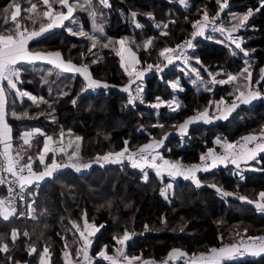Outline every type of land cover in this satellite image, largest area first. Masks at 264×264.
Returning <instances> with one entry per match:
<instances>
[{"label": "trees", "instance_id": "obj_1", "mask_svg": "<svg viewBox=\"0 0 264 264\" xmlns=\"http://www.w3.org/2000/svg\"><path fill=\"white\" fill-rule=\"evenodd\" d=\"M12 1L0 0V34H12L7 31L14 28L11 16L3 12ZM109 3L108 33L115 39L131 37L129 45L138 54L140 71L148 64L165 63L159 52L164 47L175 49L191 39L192 23L201 19L205 10L212 17L219 9L216 0H187V8L169 0H109ZM259 7L260 0H230L224 12L229 24L230 12L244 15L250 9L254 11L245 28L241 27L234 35L244 38L242 47L248 51L247 57L238 49L235 50L238 54L232 55L233 46L201 36L194 39L196 47L190 49V54L201 62V65L196 64L201 74L203 66H208L211 72L221 71L215 77L217 80L227 79L229 75L235 76L236 80L223 85L209 82L205 89L196 90L191 81L185 80V72L176 63L174 69L164 76L152 73L139 80L134 87L143 86L144 92L133 104L128 103L129 95L120 90L131 79L116 50L104 49L98 61L90 63L92 55L88 52V41L68 32L65 26L33 40L29 44L30 51L59 52L74 65L88 66L94 79L116 88L87 90L85 80L79 74L59 69L58 73L53 66L44 63L17 65L21 69L18 90L33 94L37 103L17 95L15 90H8L4 81L6 118L12 131L13 151L20 152L23 161L33 162L38 169L45 136L52 137L64 130L83 138L79 163L94 165L89 171L86 168L76 171L74 167L63 165L57 173L40 183L39 189L31 186L29 199H34L35 209L31 219L25 221L14 216L4 220L0 217V236L9 245L7 253L0 252V264H39L42 256L48 262V253L50 264L75 260L81 251L78 252L73 224L83 227L85 220L88 224L93 222L98 229L96 239L90 245L92 254H97L105 246L109 251L116 247L115 238L122 235L117 236L122 217L127 223L133 221L129 225L130 238L126 241L128 255L140 261L154 259L158 263L168 261L174 249L196 256L209 253L213 248L239 244L244 236L262 237L264 213L255 204L241 202L235 197L256 199L264 192V171L248 169L252 164L261 169L264 164L253 161L248 168L241 170L230 165L200 172L199 187L191 180L181 178L175 182L174 200L170 203L160 195L162 179L154 169H136L128 162L109 165L96 162L98 156L119 153L125 148L127 152H134L167 135L165 145L158 153L181 160L189 167L197 165L202 154L217 139L233 142L241 136H263L264 102L260 100L237 106L232 116L224 121L195 124L184 136L171 134L182 122L203 112L213 102L234 99L241 84L248 83L244 79L247 74L242 75L245 67L252 72L249 88L256 86L264 90L260 72L264 68V8L255 11ZM132 12L137 13L135 20L142 27H136ZM149 13L154 19L147 15ZM23 16L22 9L17 18L21 31L24 28L39 29L40 24L33 26ZM157 23L161 26L157 27ZM164 23L168 24L166 29H163ZM162 31L167 35H161ZM149 39L152 45L145 50L144 44ZM176 75L183 77V91L174 92L167 85ZM202 75L212 80L209 72ZM175 95L181 99V106L173 111L167 102ZM157 98L164 102L159 109L150 106L157 102ZM13 112L17 115L14 116ZM23 113L28 115L22 116ZM34 129H40L44 135H36L25 144L23 133ZM257 159L264 161V153ZM144 170L149 172L147 181L142 180ZM212 184L233 195L224 197L216 188L209 187ZM126 196L136 210L131 212L132 216L120 203V200L127 199ZM13 230L18 232L15 243L11 236ZM25 232L28 236H24ZM30 246L36 248L35 253L29 254ZM44 248L48 249L47 254H44ZM95 264L107 263L98 260ZM224 264H264V254L228 260Z\"/></svg>", "mask_w": 264, "mask_h": 264}, {"label": "snow or ice", "instance_id": "obj_2", "mask_svg": "<svg viewBox=\"0 0 264 264\" xmlns=\"http://www.w3.org/2000/svg\"><path fill=\"white\" fill-rule=\"evenodd\" d=\"M59 5L63 8L67 9V13L61 11H56L54 13L53 8L50 4V0H43V4L47 7V10L43 12L44 17H49V22L47 24L41 23L39 26V30H33L30 33H28V29L24 28L23 31H21V24L17 20V17L20 15L22 9L21 5L19 3H16L15 0L7 6L3 12L4 14H9L11 16L12 23L14 25V28L7 29V31L11 32L12 34H0V82L6 81V88L8 90H16L17 95L24 96L27 95L28 99L32 100L34 103L36 102V98L27 94L26 92H21L17 88L16 81L19 79V74L21 69L17 67V65L20 62H31L38 59H46L48 57H55V60H50V63H54L56 67L63 69L64 71L68 72H75L81 74L85 81H86V87L89 89H95L100 87H108L107 84H102L101 82L93 79L89 72L88 68L86 66H76L71 63V61H68L65 63L62 59H60L61 54L59 52L56 53H33L31 52L27 45L30 39L33 37H37L41 35L42 33L51 30L53 27L60 26L64 20L69 19L72 17L74 8L72 5L69 4V0H57ZM170 3H176L178 2L180 5H183L184 7H189L187 0H169ZM100 3H102L105 7H110V4L108 0H100ZM216 3L219 5V9L214 17L210 18L209 13L205 10L203 12V16L201 19L195 21L192 23V28L194 31L192 32V38L189 40H186L182 45H178L177 48L179 49H194L196 45L193 43V40L197 36H205L206 35V29L209 28V26L212 27L213 31H219L222 34L224 32H227V37L231 42V45L235 46V49H238L240 53L243 54V56L247 57L249 55L248 51L242 47L243 43V37L240 36H234L233 34L238 32L239 29L246 25V22L248 19L254 14L253 10H248L246 14L235 17L233 26L230 28H225L223 25L217 26L216 20L219 19L220 13L223 12V9L227 6V0H216ZM37 5L36 3H31L28 8L23 9L25 12H32L34 9H36ZM89 8H90V0H89ZM262 8H264V0H260V7L255 9V11H260ZM83 10V9H82ZM90 15L93 17V23L96 24L95 20V12L90 11ZM150 18L151 14H147ZM131 16L133 18V21L136 22L135 18L137 16L136 12H132ZM26 19H31V17H25ZM154 19V18H153ZM4 23H7V20L4 21ZM157 27H160L161 24L157 23ZM136 27H142L138 22H136ZM168 27L167 23L163 24V29H166ZM70 32H72L71 29H69ZM96 31L103 33V27L102 25L96 26ZM25 33H28L25 35ZM74 35L77 33H73ZM79 35H84L83 32L78 33ZM161 35H167L166 31H162ZM93 40L92 47L94 48L96 46V37H90ZM210 38V37H207ZM128 38L120 39L116 41L120 45V49L118 54L121 56V59H125V53L128 54L127 60L125 62V71L129 75V77L133 76V71L129 70L131 67L133 70L135 69V65L138 62L135 54L131 52V50L127 47H125L126 40ZM111 41L104 44V47H108ZM152 45V40L149 39L145 44L144 48L147 50ZM91 51V49H90ZM175 50L171 47H164L159 52V57L163 58V61L166 63H157L155 66L153 64L147 65V70H152L154 67L156 71L162 72L165 67L172 64L174 61V57L172 53ZM232 55H237L238 53L235 50H232ZM180 57H183L185 60V63L189 60L195 59L196 63H201L198 57H190L187 56L183 51L180 53ZM177 57V58H180ZM247 64L248 61H245ZM205 71H208L207 68L204 69ZM193 73H195L197 78H200V72L197 69H191ZM261 72V79L264 80V68L260 69ZM246 73L247 75L244 77V79L248 82L245 85V88H248V86L252 83V72L249 71L248 67H245L243 69L242 75ZM143 70L138 71L135 73V79H141L143 76ZM209 75L212 77V83H218V84H228L230 81H234L237 78L235 76L229 75L227 79H219L217 80L215 78V75L211 72H209ZM131 83H135V80H131L129 85L124 87L122 90L125 92H129V99L128 103L133 104L135 103L136 99H138V93L142 91V87L138 86L136 89V94H132L130 92ZM259 83V82H257ZM170 86L174 90H180L183 91V88L180 87L179 81H176L174 83H171ZM262 92L260 90H248V91H239V94L235 97V99L231 102L230 107L227 109L228 112H230L232 109L236 108L238 106L237 101H239L240 104H249L252 102V100L261 98ZM43 99V98H41ZM45 103H50L48 101H43ZM141 102H143L141 100ZM73 103H75V100H73ZM163 101L160 100V98H157V102L150 105L152 108L159 109L162 106ZM173 103H177L175 101L169 102L167 104L168 107H172ZM220 104H224L225 101L221 100L219 102ZM6 89L3 86H0V143L4 144V151L0 153V156L3 157L4 164L0 165V168H2L4 171H7L12 174V176L16 177L15 181H12L11 183H19L20 188V194L24 192V186L26 184H32L34 181H40L45 176L51 175L52 172L59 167V165L56 164V161L53 160L52 164L50 166H47L45 171L36 173L32 170L31 164L23 165L19 168V171L16 170V165L19 163L18 160H14L10 156V149L11 144L8 143L10 140V126L5 122V116H6ZM178 107V103H177ZM173 111L176 110V108L172 109ZM14 116L17 114L15 112L12 113ZM27 113H23L22 116H27ZM219 118V117H218ZM226 118V116L224 117ZM196 119H204L205 122H210L209 120V112L207 109H205L203 112L199 113L198 116H194L190 118L189 120L184 121L182 124L178 126V130L181 134H185L187 131L188 125L195 121ZM157 127H163V125H154ZM34 135L33 132H25L23 134V140L25 144H29L30 138ZM166 138V136L164 137ZM160 140H154L152 143H149L145 146H143L139 153H133L130 157H128L133 167H140L141 170H143L144 167L152 168L155 170L156 175L163 177V175L166 173L168 176L175 178L176 176H183L184 179H191L196 184L197 187L201 186V181L197 178V173L200 171H208L210 168H215L217 164H225L231 163L236 166L237 169L240 168L241 162H244L245 164H249V162H256L258 164H264V161L258 160L257 156L258 153H264V142L256 143L254 147H241L239 150H237V146L233 143H227L223 145L224 152L221 154H217L213 150H209L206 156L201 157V161H208L210 160L211 163H204L202 165H192L187 168L170 162L168 160H163V163H158L157 161L162 159L158 154H153L155 152V149H158L162 143L163 139ZM51 137H48L44 142V152L49 151V141H51ZM243 140L246 142V144H251L253 141L257 140V137L254 135H249L243 137ZM127 143V142H126ZM217 143H220L217 141ZM152 150V152H149L145 154L146 150ZM78 151V149H77ZM128 151L127 148L122 150L119 153H108L103 156L96 157V162L99 163L101 161L104 162H122V158L125 157V153ZM140 157V161L138 162L133 157L135 156ZM31 159V157H29ZM73 156L69 155V160H72ZM40 162H44L43 155L40 156ZM71 166L76 169V171H80L81 168H88L90 167V164L87 163H76L72 165H65V167ZM25 168L27 169V175H23ZM259 170L264 171V168H261ZM145 178H147V173H145ZM0 183H4L3 180H0ZM172 185L168 184L165 186V188L161 189L160 194L165 197V199L168 198L167 196V189L171 188ZM209 187L216 188L218 192H221V194L224 197L232 196L233 193L228 191H223L216 185L212 184L209 185ZM12 192V188H9V193ZM260 200L262 202L256 203L255 206L258 210L264 212V192H261L259 194ZM22 198V195H21ZM237 199L244 200L245 197L237 196ZM248 203H253L251 199L247 200ZM16 208H15V197H12L11 199H0V217H3L4 220H8L10 216L15 215ZM73 227H76L79 230L78 225L73 224ZM90 227L87 224V220H85V230L80 231V235L84 240L83 247L80 251L83 252L85 259L88 258V252L87 249L90 246V240L88 239V236L92 233H87V228ZM28 233L25 232L24 236H27ZM13 243H15V240L18 238V232L17 230H13L11 233ZM130 238V234L125 231L122 235V237H116V242L119 245H124L125 242ZM3 236H0V252L7 253L9 251V245L7 243L3 242ZM257 239H260L261 242L259 244H249L246 246L245 250L251 254V255H260L264 254V238H255L252 237L250 240L255 241ZM107 246H105V249L101 250L98 255L104 260L109 261V264H116V259L108 254H106ZM117 255H123L122 251L118 248ZM240 249L237 246H228V247H222L220 249L213 248L211 249V255L207 258L201 257V260L204 262V264H222V261L228 260L233 258ZM36 252V248L34 246H30L29 248V254H33ZM44 254H47L48 249L44 248L43 250ZM79 254V253H78ZM174 255H183V253H173ZM44 257L41 258V264H43ZM125 259H128L125 257ZM135 259V258H133ZM129 264H131V261H129ZM193 264H196V262H193Z\"/></svg>", "mask_w": 264, "mask_h": 264}, {"label": "rangeland", "instance_id": "obj_3", "mask_svg": "<svg viewBox=\"0 0 264 264\" xmlns=\"http://www.w3.org/2000/svg\"><path fill=\"white\" fill-rule=\"evenodd\" d=\"M70 2H69V4L70 5H72L73 6V8H74V12H73V15H72V17H70L68 20H67V22L64 24V26H65V28L67 29V31L68 32H70L69 31V29H71L72 30V32H70V33H77V34H75L77 37H79V38H81V39H85V40H87L88 41V44H89V48H88V52H89V54L90 55H92V58L89 60V62L90 63H95V62H97L98 61V59H99V57H100V55H101V53H102V51L104 50V49H114V50H116L117 51V53L119 52V49H120V45L118 44V43H116V41H118V40H120V39H124V38H126V37H123V38H120V39H115V38H112V37H110V35H109V33H108V26H109V24H110V12H109V8L110 7H105L102 3H100V0H90V8H89V0H69ZM13 2V1H12ZM11 2V3H12ZM15 2L16 3H19L20 5H21V9H25V8H28L29 6H30V2L31 3H36V5H37V7H36V9H34L32 12H25L24 11V18L25 17H31V19H28L29 20V22H30V24L31 25H33V26H35V25H37V24H41V23H43V24H47L48 22H49V17H44L43 16V12L44 11H46L47 10V7L43 4V0H15ZM50 2H52L53 4H55V6H56V8L57 7H59L60 5H59V3L57 2V0H50ZM108 2H109V0H108ZM110 4V3H109ZM83 9V10H82ZM53 11H54V13H55V9L53 8ZM90 11H92V12H95V20H96V24H94L93 23V17H92V15H90ZM22 12V11H21ZM10 14V13H9ZM6 15V14H5ZM239 16H242L240 13H237V12H235V11H232V12H230L229 13V17L231 18V21L229 22V24H228V21H229V19H227V21H225L224 23V27L227 29V28H230V27H232L233 26V23L235 22L234 21V18L235 17H239ZM210 18H212L211 16H209ZM225 19V18H227L226 16H224V13L223 12H221L220 13V16H219V19ZM26 19V18H25ZM250 19V18H249ZM97 25H102V27H103V33H100V32H97L96 31V26ZM245 28V26H243V29ZM38 30V29H37ZM81 32H83L84 33V35H79L78 33H81ZM236 33H234L233 35H235ZM90 37H96V46L93 48L92 47V44H93V40L90 38ZM203 37H210V38H208V39H210V40H212V41H216V42H218L219 44H226V45H231V43H229L230 42V40L228 39V37H227V32H224L223 34L221 33V32H214V33H209V34H206L205 36H203ZM128 39L126 40V43H125V47H127V48H129L130 50H131V52L133 53V54H135V56H136V58H137V63H136V65H135V69L133 70L131 67L129 68V70H131V71H133V76L132 77H130V79L131 80H135V83H131V88H130V90L132 91V94H136V89H137V87H134V85L139 81V79L137 80V79H135V73L136 72H138V71H140L139 69H138V65H139V57H138V54L130 47V45H129V42H130V40H131V37H127ZM109 41H111V43L109 44V46L108 47H104V44L105 43H108ZM231 46H233V49L234 50H237V49H235V46L234 45H231ZM90 49H91V51H90ZM119 55V54H118ZM120 56V55H119ZM127 56H128V54L127 53H125V59L124 60H122L121 59V63H122V65H123V68H124V70H125V62H126V60H127ZM120 58H121V56H120ZM201 65L200 63H196V61H195V59H193V62H191L190 63V66L189 67H185L184 65H183V62L182 61H180L179 63H178V67L181 69V70H183L185 73V80H188V81H191V83L193 84V85H195V87H196V90H202V89H205L206 88V85H207V83H209V82H211L212 80L211 79H207V78H205L204 77V75H202L203 73H205V72H211L210 71V69H209V67L208 66H203L204 67V69L205 68H207L208 69V71H205L204 70V72H202V74L200 73V78H197L196 77V75H195V73H193L192 71H191V69H197V70H199V72L201 71V69L197 66V65ZM86 67H88V66H86ZM53 69H55V71L56 72H58L59 73V68H57V67H53ZM59 69V70H58ZM60 71H62V70H60ZM64 72V71H63ZM68 73V72H67ZM71 74L73 73V72H70ZM127 73V72H126ZM143 78L146 76V73L143 71ZM211 73H213L214 75H215V77H216V75H219L220 73H221V71L220 70H214V71H212ZM143 78H141L142 80H143ZM176 81H179V84H180V87H182L183 88V86H182V82H183V77L181 76V75H176V76H174L173 78H171L170 79V81H168L167 82V85L171 88V89H173L171 86H170V84L171 83H174V82H176ZM17 83V88H18V82H16ZM102 84H107L106 82H101ZM247 83H242L241 84V86H240V88H239V90L238 91H247L248 89H249V86H248V88L246 89L245 88V85H246ZM129 85V84H128ZM127 85V86H128ZM111 88V87H114V86H110V85H108V87H100V88H95V89H93V90H90V91H98L99 89H106V88ZM126 87V86H125ZM140 87H143V86H140ZM124 88V87H123ZM123 88H121V89H123ZM202 88V89H201ZM246 89V90H245ZM174 90V89H173ZM183 90H184V88H183ZM16 91V90H15ZM177 91H180V90H174V92H177ZM27 94H29V95H31L29 92H26ZM139 95H142V93H138V96ZM31 96H33V95H31ZM22 97H24L25 98V95L24 96H22ZM33 97H35V96H33ZM36 98V97H35ZM30 100V99H29ZM31 101V103H34L32 100H30ZM37 98H36V102L35 103H37ZM173 101H175V102H177L178 103V107H177V103H173L172 104V107H169L170 109H173V108H176V109H179L180 108V106H181V99L179 98V97H177L176 95L173 97V98H171L170 100H168V102H167V104L169 103V102H173ZM218 105H219V107L218 108H220V104L218 103ZM226 109V108H225ZM207 110H208V112H209V114H211L212 112H219V111H221V109H215V104H214V102L211 104V105H209V107L207 108ZM231 111H233V110H231ZM234 111H236V110H234ZM199 113H201V112H199ZM199 113H196V114H194V115H192V116H190L188 119H186V120H189L190 118H192V117H194V116H198V114ZM232 116V115H231ZM198 119H196L195 121H193V122H191L189 125H188V127H187V131H186V133L185 134H181L180 132H179V130H178V128H177V130H174L173 132H171V134H174V135H182V136H184V135H186L187 133H188V131H189V129L193 126V125H195V124H199L198 123ZM220 122V121H219ZM183 123V122H182ZM181 123V124H182ZM215 123H217V122H215ZM166 136V138H164ZM53 137V138H52ZM51 138H52V142H63L64 144H65V146H66V152H65V155H64V158H61V160H64L65 162H69V163H76V162H78L79 163V161L81 160V147H82V143H83V138H82V136L81 135H79V134H75V133H71V132H69V131H64V130H62L59 134H57V135H55V136H52ZM162 138H164L163 139V143H162V145L158 148V149H156V150H158V151H160L163 147H164V145H165V141L167 140V135H164L163 137H161L160 139H162ZM160 139H155V140H160ZM154 140H152L151 142H149V143H152ZM45 142V141H44ZM148 143V144H149ZM55 144V143H54ZM49 146H50V141H49ZM44 148V147H43ZM77 149H78V151H77ZM137 151H140V150H137ZM135 152V151H134ZM43 153H45V155H47L48 153H49V151L48 152H44L43 151ZM69 155H72L73 156V159L72 160H69ZM131 155H127V153H125V157H124V159H129L128 157H130ZM11 157H12V153H11ZM39 158V157H38ZM53 160H55V155H53V154H51L50 156H49V161H53ZM129 161V160H128ZM39 163H41L40 161H39ZM118 163H120V162H115V163H113V162H104V161H101V162H99V164L100 165H105V164H118ZM90 164V163H89ZM97 164V163H96ZM94 164H90V167H88V168H86V171H89L90 169H91V167L93 166ZM130 165V164H129ZM249 164H242L241 166H240V170L241 169H245V167L246 168H248L247 166H248ZM132 166V165H131ZM252 167H250V168H248L250 171H259V167L258 166H256L255 164H252L251 165ZM133 167V166H132ZM42 168V167H41ZM134 168H136V169H138L137 167H134ZM38 170V169H37ZM143 172H145V173H147V178H149L148 177V174H149V172H147V171H143ZM57 173V172H56ZM145 173H144V177L142 178V180H145V181H147V178H145ZM200 173V172H199ZM199 175V174H198ZM198 175H197V178H198ZM163 178H165V175H163V177H161V179H162V184H161V189L162 188H165V186L166 185H168V184H171L172 185V187L171 188H168L167 189V196H168V198L167 199H165L166 201H168V202H173V198H172V192H173V196H174V185H175V182L176 181H178L179 179H181L182 177H179V176H176L175 178H173V177H169V180L168 181H166L165 179V181H163ZM183 179V178H182ZM187 180H191V179H187ZM192 181V183L194 184V185H196L194 182H193V180H191ZM161 192V191H160ZM123 195V197H125L124 196V194H122ZM161 195V194H160ZM162 196V195H161ZM162 197H164V196H162ZM235 197V196H234ZM242 197H245V199L244 200H241L240 199V201L241 202H246V203H248L247 202V200H249V199H251L252 201H253V204H256V203H259V202H262L261 200H260V196L258 195L257 197H256V199H252L251 197H249V196H242ZM126 198L127 199H122V200H120V203L122 204V205H124V207H125V209H126V207L128 208V212H127V214L128 215H130L131 214V216H132V213L131 212H136V210L134 209V207H132V204H130V202H129V198L126 196ZM165 198V197H164ZM236 198V197H235ZM31 201H32V203H34V199H30ZM261 213H264V212H262L261 211ZM34 214H35V209H34V207H33V216H34ZM13 218V216H10L9 217V219H12ZM8 219V220H9ZM129 219H134V217H129ZM132 220H130L129 222L130 223H127V222H125V220L121 217V220H120V222L118 223V227H117V229H118V231H117V236H119V235H121V233H122V235H123V233H124V231H126L127 230V232L131 235V232H130V228H129V225L130 224H132V222H131ZM88 224V223H87ZM90 227H88L87 228V230H86V235H87V233H92L91 235H89V236H94V235H96V233H97V231H98V229H97V227L95 226V224L93 223V222H91V223H89L88 224ZM79 227V230L76 228V230H75V234L77 235V241H76V243L79 245V249H78V252H80V250H81V248L83 247V244H84V240H83V238L81 237V235H80V231L81 230H85V226H83V227H80V226H78ZM122 235H121V237H122ZM28 236V235H27ZM238 248L240 249V247L238 246ZM186 252V251H184V250H180V249H174V251H172V253H171V256H172V254L175 252V253H178V252ZM82 252V251H81ZM240 252V251H239ZM83 252L81 253V254H78V256L76 257V258H80V257H82V258H85L83 255ZM170 256V257H171ZM178 255H173L172 257H171V259L172 258H174V257H177ZM170 257L168 258L169 260H170ZM198 257H197V255L196 256H194L193 257V262H195L196 260L195 259H197ZM51 257H50V254L48 253V258H47V261L49 262V264H50V262H51ZM161 263L160 264H164V262L165 261H160ZM93 264H95V263H93Z\"/></svg>", "mask_w": 264, "mask_h": 264}, {"label": "built area", "instance_id": "obj_4", "mask_svg": "<svg viewBox=\"0 0 264 264\" xmlns=\"http://www.w3.org/2000/svg\"><path fill=\"white\" fill-rule=\"evenodd\" d=\"M229 4H230V0H227V6L223 9V13L225 12V9L228 7ZM212 17H214V16H212ZM225 21H227L226 18L225 19H222V18L221 19H217L216 20V24H217V26L224 25L225 24L224 23ZM214 32H218V31H213L211 26H209V28L206 29V34L214 33ZM183 43H181L180 45H182ZM193 43H194V40H193ZM174 50L175 51L172 53V55L174 57L173 63L170 64V65H168L167 67H165L162 72L156 71V69L147 70V68L145 70H143V71L146 74L156 73L159 76H164L169 71H171V69H174L176 63H179L180 61L183 62V65L185 67H189L190 66V63L193 62V59L192 60H189L187 62V64H186L185 63V60L183 59V57H180V53H181V51H183L187 56L193 57L190 54V49H183L182 50V49H179V48L176 47ZM177 57H180V58H177ZM19 76H20V74H19ZM114 88H116V87H111V88L109 87L108 89H114ZM120 90L123 93L127 94V95L130 94L129 92H125L122 89H120ZM248 90H260L262 92V94H264V90H261V89H259L256 86H251ZM130 92L132 93L131 90H130ZM143 92H144V87H142V91H140V93H143ZM234 99H224L225 103L222 104V107L223 108L230 107V104H231V102ZM259 100L261 102H264V95H262V97L259 98ZM237 104H238V106L243 105V104H240L239 101H237ZM243 137H245V136H241L236 141H233V142L226 141V140H216L213 143V145L210 148H208V150L206 152H204L202 154V156H206L209 150H213L217 154L223 153L224 152L223 145L224 144H227V143H233V144H235L237 146V150H239L241 147H254L256 143L264 142V135L263 136H259V137L256 136L257 137V140L253 141L251 144H246V142L243 140ZM217 141H219L220 143H217ZM52 151H53V153L55 155V161H56V164L57 165L63 166V165H66L67 164V162H65L64 160H61L60 159L63 155H65V152H66V146H65V144L63 142H58V143L53 144ZM149 152H152V151L151 150H146L145 154H147ZM126 153H127V155H132L133 153H139V151L126 152ZM153 154H158V153L157 152H154ZM158 155L162 158V159H160V160L157 161L158 163H163V160H168L170 162L179 164V165L187 168V165L184 162H182L181 160L169 158V157H166V156H164L162 154H158ZM12 158L14 160H18L19 161V163L16 165V170L17 171H19V168L21 166L30 163L31 166H32V170L34 172H37V169L35 168L33 162L23 161L22 155L20 154V152H18V151H12ZM133 158L135 160H137L138 162L140 161V157L138 155L135 156V157H133ZM4 163L5 162L3 160V157L0 156V165H3ZM204 163L210 164L211 161L210 160H208V161H201V158H200V161L197 163V165H202ZM51 164L52 163H50V164L43 163V165L41 166L42 167V170L45 171L46 167L47 166H50ZM228 164H231V163H228ZM201 172H204V171H201ZM27 174H28L27 173V169L25 168V171H24L23 175H27ZM0 180H3L4 181V183H0V199H6L7 200V199H11L12 197H15L16 213H15V215H13V217L14 216H17L19 219H22V220H25V221L31 219L33 217V203L29 199V189H30L31 186H36V188L39 189L40 188V183H34V184H30V185L29 184H26L24 186V192L22 194H20L19 183L18 182L11 183L12 181H15L16 180V177L12 176V174L9 173V172H7V171H4L2 168H0ZM10 187L12 188V192L11 193H9V188ZM21 195H22V198H21ZM250 238H252V237L251 236H244L240 240V243H239L240 249L241 248H246V246L249 245V244H259L261 242L260 239H257L255 241H252V240H250ZM255 238H264V235L262 237H255ZM88 239L90 240V242H91L90 245H91L95 241L96 235H94V236H88ZM118 248L122 251L123 255H117V251L116 250ZM103 249H105V248H103ZM87 252H88V258L87 259L80 257V258H76L73 261H69L66 264H93V263H95L98 260L99 261H104L107 264H109V261L104 260L101 257H99V255H98L99 252L97 254H95V255L92 254L91 253L90 246L88 247ZM106 254L114 257L116 259V264H129V261H131V264H160V263H158V261H156L154 259H150V260H146V261H140L136 257L129 256L128 253H127V243L126 242H125L124 245L117 244L116 247L114 249L110 250V251L108 249H106ZM82 255L84 256V254H82ZM125 257H127L128 259H125ZM133 258H135V259H133ZM39 264H41V261H40ZM43 264H49V263L46 262L45 260H43ZM168 264H193V257L192 256H189V255H182L178 260L170 261ZM222 264H224L223 261H222Z\"/></svg>", "mask_w": 264, "mask_h": 264}, {"label": "crops", "instance_id": "obj_5", "mask_svg": "<svg viewBox=\"0 0 264 264\" xmlns=\"http://www.w3.org/2000/svg\"><path fill=\"white\" fill-rule=\"evenodd\" d=\"M70 2V1H69ZM50 4H51V6H52V8H54L55 9V12L56 11H61V12H64L65 14L67 13V9L66 8H63V7H61V6H59V7H57L56 8V6H55V4H53L52 2H50ZM20 15H21V13H20ZM20 15L17 17V18H19L20 17ZM68 20V19H67ZM67 20H64L63 22H62V24L60 25V26H56V27H53L51 30H49V31H46V32H44V33H42L41 35H39V36H37V37H33L32 39H30L29 40V42H28V45H27V47H28V49H29V44L33 41V40H35V39H38V38H40V37H42V36H45L46 34H48V33H50V32H53V31H55V30H57V29H60V28H62V27H64V24L67 22ZM39 30V29H38ZM23 31V30H22ZM31 31H33V30H28V33H30ZM28 33H25V35H27ZM201 37H203V36H201ZM31 52H33V51H31ZM33 53H42V54H47V53H56V51H54V52H33ZM56 58L55 57H48V58H46V59H38V60H34V61H31V62H20V63H44V64H49V65H51V66H53V67H56V65L54 64V63H50L49 61L50 60H55ZM60 59H62L65 63H67L68 61H66L63 57H62V55H61V57H60ZM74 65V64H73ZM77 66V65H76ZM79 67V66H78ZM58 68V67H57ZM60 70H62V71H64L63 69H61V68H59ZM64 72H68V71H64ZM88 72H89V74H90V76L93 78V76L91 75V73H90V70H88ZM74 74H79V73H75V72H73ZM81 77H83L81 74H79ZM84 78V77H83ZM143 78V77H142ZM94 79V78H93ZM85 80V79H84ZM95 80H97V79H95ZM139 80H141V79H139ZM97 81H99V80H97ZM17 82V81H16ZM99 82H101V81H99ZM3 83L4 82H0V86H3ZM85 83H86V81H85ZM86 89L87 90H93V89H89V88H87L86 87ZM31 94V93H30ZM31 95H33V94H31ZM34 96V95H33ZM25 97L26 98H28V96L27 95H25ZM6 100H7V98H6ZM257 101H259V98H257V99H254V100H252V103H254V102H257ZM218 103L219 102H215L214 104H215V109L217 110V109H221V111H219V112H212L211 114H209V120H210V122H205L204 121V119H198L199 121H198V123H206V124H212V123H215V122H219V121H224V120H226L227 118H229L235 111L234 110H236V108H234V109H232L233 111H230V112H228L227 111V109L229 108H223L222 107V104H220V108H218L219 107V105H218ZM5 110H6V105H5ZM226 116V118H224ZM219 117V118H218ZM5 122L7 123V118H6V116H5ZM8 124V123H7ZM11 129V128H10ZM25 132H33L34 133V135L30 138V140H29V142L32 140V138L34 137V136H36V135H40V134H43L44 135V133L40 130V129H34V130H32V131H25ZM24 132V133H25ZM23 133V134H24ZM49 136H45V140L48 138ZM22 138H23V135H22ZM53 138V137H52ZM217 140H221V139H217ZM8 143H10L11 144V149H10V156H11V153H12V151H13V143H12V131L10 132V140L8 141ZM54 143H58V142H52V139H51V141H50V146H49V153L47 154V155H45V153H43V149L44 148H42V151H41V154L39 155V160H40V156L41 155H43V157H44V162L43 163H52V161H48V157L53 153V151H52V146H53V144ZM43 147H44V145H43ZM148 150H150V149H148ZM4 151V144L3 143H0V152L2 153ZM152 151V150H151ZM155 152H157L158 153V150H156L155 149ZM159 154V153H158ZM263 153H258V156L257 157H259L260 155H262ZM53 155H54V153H53ZM129 160V161H128ZM122 162H128V163H130L131 165H132V162H131V160L130 159H124V158H122ZM43 163H40V167L38 168V170H37V172L36 173H40V172H43V170H42V168H41V166L43 165ZM67 163H69V162H67ZM250 163H252V162H249V164ZM60 164V163H59ZM242 164H245L244 162H241V164H240V166L242 165ZM230 165H233V164H227V165H225V164H217V166L215 167V168H217V167H227V166H230ZM233 166H235V165H233ZM236 167V166H235ZM62 167H61V165H59V167L57 168V169H55L53 172H52V174L51 175H47V176H45L42 180H40V181H34L32 184H34V183H42L43 181H45L46 179H48V178H50L53 174H55L59 169H61ZM148 168V167H147ZM150 169H152V168H150ZM211 169H214V168H210L209 170H211ZM153 170V169H152ZM201 172V171H200ZM199 174V172L196 174V175H198ZM165 175V177L168 179L170 176H168L166 173L164 174ZM179 177H182L183 179H184V177L183 176H179ZM186 180V179H185ZM230 246H239V244H233V245H230ZM178 253H183V255H186L187 253L186 252H178ZM174 254H172V256H173ZM211 255V252H209V253H200V254H198L197 255V259H195L196 261V264H204V262L201 260V257L203 256V257H205V258H207L208 256H210ZM251 254H249L246 250H245V248H241L240 249V252H238L233 258H231V259H228V260H233V259H243V258H246V257H249ZM260 255H262V254H260ZM171 256V255H170ZM171 256V257H172ZM182 255H178L177 257H174V258H172L171 259V257H170V260H168V261H165L164 262V264H168L170 261H173V260H178L180 257H181ZM252 257H256V256H259V255H251ZM192 257H194V256H192ZM228 260H225V261H223L224 263H226Z\"/></svg>", "mask_w": 264, "mask_h": 264}, {"label": "clouds", "instance_id": "obj_6", "mask_svg": "<svg viewBox=\"0 0 264 264\" xmlns=\"http://www.w3.org/2000/svg\"><path fill=\"white\" fill-rule=\"evenodd\" d=\"M187 255V254H186Z\"/></svg>", "mask_w": 264, "mask_h": 264}]
</instances>
